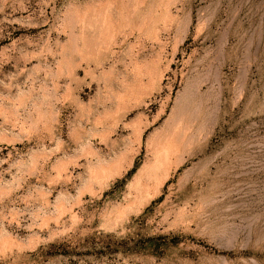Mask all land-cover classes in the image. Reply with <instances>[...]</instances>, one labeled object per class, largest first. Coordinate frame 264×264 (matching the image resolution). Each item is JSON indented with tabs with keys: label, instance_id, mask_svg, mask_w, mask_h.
Wrapping results in <instances>:
<instances>
[{
	"label": "rangeland",
	"instance_id": "obj_1",
	"mask_svg": "<svg viewBox=\"0 0 264 264\" xmlns=\"http://www.w3.org/2000/svg\"><path fill=\"white\" fill-rule=\"evenodd\" d=\"M0 264H264V0H0Z\"/></svg>",
	"mask_w": 264,
	"mask_h": 264
}]
</instances>
